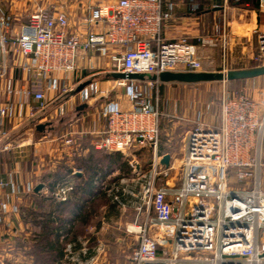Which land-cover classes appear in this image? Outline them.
<instances>
[{
  "label": "built area",
  "instance_id": "2783aa9c",
  "mask_svg": "<svg viewBox=\"0 0 264 264\" xmlns=\"http://www.w3.org/2000/svg\"><path fill=\"white\" fill-rule=\"evenodd\" d=\"M72 1L84 9L86 33L70 30V16L58 2L54 6L38 4L13 39L19 58L16 65L25 72L19 83L9 74V19L0 14V152L20 147L10 141L11 132L2 125L14 105L21 108L33 98L36 103L29 107L28 117H34L49 106V94L53 93L54 99L70 93L71 85L60 86L57 79L76 72L82 55L99 52L108 56L112 71L159 75L204 71V50L218 48L222 55L218 71L227 72L230 49L255 43L251 58L264 64V0H259L254 27L224 20L197 41L163 35V23L171 17L163 0ZM241 28L248 31V37L233 38ZM130 97L136 102L133 107L102 110L107 125L96 133L93 146L126 157L149 146L155 151L149 163V181L142 180L141 190L133 194L138 200L137 214L127 227L137 238L132 263L264 264V188L260 177L264 88L225 90L218 123L196 122L186 133L179 163L171 158L168 166L160 163L164 154L158 152L161 111L140 92L133 91ZM65 142L72 144L73 140ZM131 164L140 177V163ZM173 172L176 181L169 180ZM125 181L123 178L121 183ZM11 184L0 179V190ZM103 189L111 192L107 184ZM72 190V185H59L50 193L66 200ZM5 210L7 201L0 199V211ZM70 260L69 264H80L72 256Z\"/></svg>",
  "mask_w": 264,
  "mask_h": 264
},
{
  "label": "crops",
  "instance_id": "0c3cea01",
  "mask_svg": "<svg viewBox=\"0 0 264 264\" xmlns=\"http://www.w3.org/2000/svg\"><path fill=\"white\" fill-rule=\"evenodd\" d=\"M163 1L165 11L171 14V17L163 23V35L168 39L188 38L191 41H197L199 36L212 33L215 26L222 23L224 20H234L239 23H246L249 27H254L257 19L256 9L259 6V0ZM57 2L64 7L70 16V30L73 33H86L84 22L85 12L83 7L72 0H57ZM0 14L7 16L9 21L12 18L8 9H4L1 6ZM10 23L9 25L11 26ZM25 24H23L18 31L16 29L9 33L11 40L19 34ZM246 33H248V31L241 28V30L236 31L232 36L233 38L248 37L245 35ZM254 46V43L246 47L233 46L230 49V69H232V62H234L233 51L246 50L249 56L252 57ZM13 47L17 50L15 44ZM206 62L220 69L222 62L220 50L218 48L205 49L204 64ZM17 63H19V61ZM16 66L17 65L13 68L10 65L9 74L14 76L19 83L24 79L25 72ZM112 72L114 71L111 70V60L108 56L101 55L99 52L88 57L82 55L79 58L76 72L69 75L67 79H57V83H59L60 86L67 84L71 85L72 91L70 93L60 94L54 99L53 93L49 94V106L44 111H39L34 117H28L29 107L36 103L34 99L31 98L28 103L24 104L21 108H19V104L16 106L14 105L13 113L3 120L2 125L9 129L11 135L15 132H19L18 130H24L22 135L26 134V138L18 144L20 145L19 148L26 146L23 152L26 154L25 158L30 168L22 171L19 164H11L10 171H0V179H8L12 183L5 189L0 190V199L7 201V210L0 211V213H3L0 215V263L46 264L44 261L39 260V256L45 254L43 251L44 244L38 246L37 243L40 238H43L45 232V227L42 226V224L45 222L47 223V221H45L46 219H50L53 223V225L50 224L51 229L55 231L63 247L61 248L62 254L54 259L51 264H69L72 262L70 260L71 256L77 259L80 264H98V251L100 252V250H98L97 247L103 245V240H99L97 234L100 232L106 234L109 232L115 233L116 230L120 229L122 224V209L131 208L136 204L133 200L136 199L133 194L138 193L141 189L127 188L125 189L126 196L109 200L110 203L115 202V200L118 202L115 208H111L108 203L101 206L102 221L94 220L98 209L89 216L90 218L87 222L82 223L80 212L75 211L73 203L70 200L72 197L76 198L74 195L75 191H82L77 187L83 181L81 177L84 174L83 168L81 166H75L72 162L73 159L75 157L78 158V156H83V158H89L91 156L100 158L103 153L111 154L103 150L95 149L93 146V140L97 138L96 133L104 130L107 125V120L102 116V110L104 108L114 107L123 109L133 107L136 102L130 97V85L132 82H134V85H142V89L144 90L142 94L146 96L145 87L148 85L144 84H148L149 81L127 80L126 85H122V79H115L108 76ZM17 73L21 76L20 79L16 77ZM85 81H90V83L76 93L77 87ZM117 85L122 87L121 93H117L115 96H108ZM93 86L97 89H105L106 93L96 94L94 97L92 96L87 99V91L89 88H93ZM82 97H84V99H82ZM72 103H77V105L73 106L77 111L75 117L71 116L72 110L69 109ZM59 113L60 116L56 117L58 124L54 125L56 121L54 117L59 115ZM69 116L71 117L69 118ZM198 120L200 122L199 118ZM218 121L219 119L216 123H218ZM196 122L198 121H195V125ZM40 123L46 124V128L43 131L36 129V125ZM204 123L206 122L204 121ZM63 125L67 128L66 131L58 134L60 126ZM159 129L160 140L158 152L159 149H161V152H159L160 154L168 153L171 155V158L174 159L176 154L174 137L172 134L162 131L164 130L162 117H160ZM68 138L73 140L72 144H67L65 142ZM57 139L60 140L59 142L66 153L64 157L66 161L65 165L71 169L67 174V179L69 181L67 184L53 182L51 175L58 171L60 167L57 169L52 168L46 172L41 170L38 166L42 161V156L51 151L50 147ZM184 147L185 137L183 151ZM148 148L152 149L151 161L155 151L151 146ZM2 152L10 153L15 152V150ZM126 158L131 164V159L128 157ZM100 159L103 160V158ZM77 170L80 171L77 172ZM119 173V168L115 169L104 166L94 179V190L88 192L89 194L86 198L87 203L100 202L103 199L102 196L110 199L112 192L104 190V185H108V180ZM38 184H43L40 193L34 191ZM51 184L56 185L51 188ZM59 185L73 186V190L69 192L66 200H60L50 193ZM125 186L128 187V185ZM22 189H26V191L21 192ZM29 190L31 191L29 192ZM15 204H18L21 210L17 211L14 207ZM79 230H83L90 235L82 236L79 234ZM50 238L54 239L53 236H50ZM117 240L119 241L120 239ZM105 241L107 240L105 239ZM69 246H71V249H69ZM87 246H89V250H87ZM38 247H40L39 250ZM131 264H133L132 261Z\"/></svg>",
  "mask_w": 264,
  "mask_h": 264
},
{
  "label": "rangeland",
  "instance_id": "374dc122",
  "mask_svg": "<svg viewBox=\"0 0 264 264\" xmlns=\"http://www.w3.org/2000/svg\"><path fill=\"white\" fill-rule=\"evenodd\" d=\"M68 2V1H67ZM50 6H54L57 3V0H0V6L4 9H8L11 14V19L9 23L11 24L8 33L6 34L8 39L10 38L9 33L13 30L17 31L21 28L23 24H25L31 13L35 10L37 5L43 4ZM68 4V3H67ZM77 11V10H76ZM255 44V43H254ZM13 40L11 38L6 42V49L8 51L7 60L10 65L14 68V66L19 61L17 56V52ZM233 59L232 69H242V68H250L259 66L260 64L253 61L249 56V53L246 50L241 51H233ZM17 67V66H16ZM15 67V68H16ZM218 68V67H217ZM214 65L208 64L207 62L204 64V70H213L218 71ZM16 75V74H15ZM16 77L18 79L21 76L17 73ZM146 83V82H145ZM128 84V82H127ZM145 87L146 97L150 104L154 108H158L162 112V125L164 126V133L168 132L174 137V144L176 147L175 158L177 159L176 164L179 163V159L183 155V146H184V137L186 133L195 126V121L206 122L208 124H215L219 119L220 114V99L223 92L226 91H236V90H251L253 87L255 88H264V75L256 78L250 79H241V80H233L226 82H180V81H168L162 82L160 81L158 84H154V86H150L149 84ZM131 92H144L142 89V85H137L132 82L131 83ZM122 87L117 85L114 90L111 91L108 96H115L117 93H121ZM106 93V90H101L95 88H89L87 91V99L94 97L96 94ZM84 99V97H82ZM77 105V103H72L69 106V109L72 110L71 116L75 117L77 111L73 107ZM65 113V112H64ZM55 116L54 125H57L58 121ZM69 116V118L71 117ZM202 120V121H201ZM68 124V122H67ZM65 124V125H67ZM26 129V128H25ZM66 127L60 126L58 130V134L65 132ZM19 132H15L11 135L10 141L14 144L21 142L24 138H26V134L22 135L23 131L18 130ZM162 132V133H163ZM60 140L57 139L54 144L50 147L51 151L46 155L42 156V161L40 162L39 168L43 171H49L52 168L57 169L61 165L64 166L66 161L64 157L66 155L63 146H61ZM26 146H22L21 148L15 147L13 150L15 152H0V171L6 172L10 171L11 164H19L21 166L22 171L29 169V163L27 161L26 154L23 152ZM11 150V151H13ZM63 150V152H62ZM137 153V154H136ZM152 155V149L146 147L143 149H139L133 153L129 159H131L134 164L135 161H138L142 167V172L140 177L137 176L134 171V167L132 165V175L130 178H127L126 184L124 182L123 185L125 189L127 188H135L141 189L143 183L146 180L149 181L150 176L148 175L149 161ZM136 158V159H135ZM83 156H78L73 159V163L76 166L83 165ZM38 168V167H37ZM41 176V175H40ZM175 172L172 173V176L169 178L170 181H176ZM260 177L262 181V186L264 188V137L262 144V166L260 171ZM38 178V177H37ZM141 179V180H139ZM142 181V183H141ZM26 191V189H22L21 192ZM117 199V198H116ZM137 199V198H136ZM133 199L136 204L131 208H127L125 210L122 209V224L120 229L116 230L115 233H99L97 234V238L99 240H103V245L101 247H97L100 250L98 257V264H131L130 256L133 247L137 244L136 235L133 233H129L127 231V227L129 224L133 223L137 210L136 205L137 201ZM106 201L101 200L96 204L97 206V215L94 220L102 219V205H105ZM17 211L21 210L18 204L14 205ZM113 213V212H112ZM3 213H0L2 215ZM94 217V216H93ZM2 220V219H1ZM103 220V219H102ZM101 220V221H102ZM82 236H89L90 234L85 233L83 230L78 231ZM80 235V236H81ZM105 239L107 241H105ZM117 239H120L119 241ZM108 244V245H107ZM89 246H87V250ZM50 264V262L48 263Z\"/></svg>",
  "mask_w": 264,
  "mask_h": 264
},
{
  "label": "trees",
  "instance_id": "16d2710c",
  "mask_svg": "<svg viewBox=\"0 0 264 264\" xmlns=\"http://www.w3.org/2000/svg\"><path fill=\"white\" fill-rule=\"evenodd\" d=\"M241 2V1H240ZM256 6V5H255ZM143 95V94H142ZM159 152H161V149H159ZM100 158H103L101 160ZM100 158H95L94 156L89 158H83V165H79L83 168L84 174L82 175L83 181L78 185L77 188L81 189L82 191H75L74 195L76 198H70V200L73 203V208L75 211L80 212V218L82 220V223H85L90 218L89 216L95 212L97 209L96 204L98 202L94 203H87L86 198L89 194L88 192L91 190H94L95 184L94 179L97 176V174L100 172V170L104 166H108V168H119L120 173L113 176L108 180V188L111 189L112 196L110 199L106 198L105 196H102V200H105L106 203L110 205L111 208H115L118 205V202L115 200V202L110 203L109 200L114 198H123L126 196L125 192V185L121 183V180L123 178H130L132 173V165L130 164L129 160L121 153L119 152H112L111 154H104ZM70 167L64 165L60 166L58 171L54 172L51 177L53 178V182H61L64 184H67L69 181L67 179V174L70 172ZM56 185V184H55ZM54 184H51V188L55 186ZM75 188V187H74ZM80 192V194H79ZM69 199V198H68ZM47 223L42 224V226L45 227V232L43 234V238H40L38 240L37 245L41 246L43 245V251L45 254L40 255L39 260L44 261L46 264L56 259L58 256L62 254V243L59 241L58 236L55 234V231L51 229V225H53L52 221L50 219H46ZM50 236H53L54 239H51ZM45 237V238H44ZM40 242V243H39ZM40 247H38L39 250Z\"/></svg>",
  "mask_w": 264,
  "mask_h": 264
},
{
  "label": "water",
  "instance_id": "95a60500",
  "mask_svg": "<svg viewBox=\"0 0 264 264\" xmlns=\"http://www.w3.org/2000/svg\"><path fill=\"white\" fill-rule=\"evenodd\" d=\"M264 75V64L250 67V68H242V69H230L227 72L223 71H213V70H204L199 72H184V71H165L156 74H137V73H124L119 71H114L110 73L108 76L113 77L115 79L122 80H140V81H180V82H226L233 80H241V79H250L256 78ZM90 81H85L81 83L77 89L76 93L82 90ZM46 128L45 123H40L36 125V129L39 131H43ZM171 155L166 153L163 155L160 163L162 165L168 166L170 163ZM43 188V184H38L34 191L40 193Z\"/></svg>",
  "mask_w": 264,
  "mask_h": 264
}]
</instances>
